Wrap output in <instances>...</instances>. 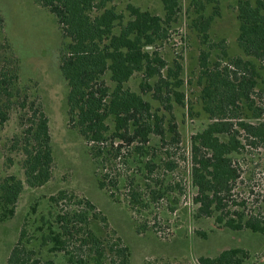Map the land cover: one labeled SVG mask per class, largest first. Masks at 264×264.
Returning a JSON list of instances; mask_svg holds the SVG:
<instances>
[{"label":"rangeland","instance_id":"obj_1","mask_svg":"<svg viewBox=\"0 0 264 264\" xmlns=\"http://www.w3.org/2000/svg\"><path fill=\"white\" fill-rule=\"evenodd\" d=\"M129 4L165 17L160 0H114L109 6L123 13L126 23L132 18ZM238 4L239 0H181V9L169 26L168 38L159 44L158 50L170 65L178 60L184 66L181 74L184 103L173 99L172 110H167L153 97V92L142 90L144 73L136 72L126 87L143 92L153 110L164 115L166 139L162 142L161 136L153 133L144 155L131 154L132 146H129L124 149H129V157L123 163L109 157L103 168L100 159L93 156L92 144L69 121L66 113L68 86L60 65L61 48L69 38L63 37L57 16L44 7L41 0H0V66L10 60L9 65L18 74L14 86L16 99L20 102L27 96L29 102L34 101L46 111L54 141L52 178L43 186L30 187L25 181L22 151L28 125L22 116L29 110L15 103L9 119L4 123L0 121V181L8 175H16L25 182L15 215L0 219V264H8L9 255L23 232L27 248L35 251L29 264L37 258L44 264L48 260L55 264H109L113 254L99 259L88 248L74 251L71 262V254L53 250L55 243L44 239L53 231L61 230L56 221L59 213L83 210L85 199L90 200L96 210L87 209L90 223L79 225L82 230L73 231L70 243L78 244L77 239L85 236L89 227L110 242L121 238L130 251L129 264H200L199 257H215L233 247L248 251L242 264H264V233L247 228L233 230L217 221L218 212L211 217H197L198 205L194 201L198 191L192 181V137L212 122L204 108L203 86L199 82L202 49L214 45L209 58L211 67L216 61L229 62L222 57L223 50L230 57L243 56L257 64L260 77L254 98L263 114L255 118V110L243 104L241 116L253 124L264 122V68L238 44ZM211 14L214 20L208 30V44L194 26V20ZM103 78L111 89L115 87L110 71ZM155 80L151 79L150 83ZM108 123L111 134L112 117ZM172 124L176 125L177 133L170 131ZM235 128L240 130L238 138L244 147L231 155L240 168L241 177L233 195L237 205L233 206L232 201L230 204L232 209L251 214L258 209L264 195V145L250 143L252 138L238 126ZM173 137L179 141H173ZM221 138L228 140L229 136L223 134ZM150 161L156 163V167L147 178L146 164ZM168 161L175 165L173 169L166 166ZM106 172L110 173L109 186L101 189L98 180ZM116 178L119 183L111 185V180ZM160 189L163 197L152 200V190ZM62 190L66 192L64 199L58 202L51 199ZM133 191L140 193L149 205L133 204L129 196Z\"/></svg>","mask_w":264,"mask_h":264},{"label":"trees","instance_id":"obj_2","mask_svg":"<svg viewBox=\"0 0 264 264\" xmlns=\"http://www.w3.org/2000/svg\"><path fill=\"white\" fill-rule=\"evenodd\" d=\"M114 0H41L44 7L57 16L63 37L69 38L61 48L62 62L60 71L67 82L66 95L67 116L80 134L92 144L93 156L100 159L106 167L108 158L122 162L129 157L124 151L129 146L131 154L144 155L150 142V135L166 139L164 115L153 110L151 102L142 93L126 87V83L136 72H143L145 82L142 90L153 92V97L167 110H172L173 99L184 103L185 94L181 91L184 80L181 76L184 66L178 60L170 65L160 54L159 44L169 35V26L176 19L181 0H160L165 10V17L129 4L131 19L124 23V14L114 6ZM238 19L240 33L238 44L247 56L256 58L264 68V0H239ZM214 14L200 15L194 20V26L202 34L204 41L210 44L209 28ZM1 21V18H0ZM119 29L118 31H116ZM202 49L200 53L202 99L205 110L212 122L201 132L192 137V181L197 188L194 197L198 205L197 217H211L218 212L217 221L233 230L250 229L264 233V195L258 209L248 214L245 210L232 209L237 205L233 200L236 182L241 177L238 165L232 154L239 152L244 145L238 136L245 131L250 143L264 145V122L253 124L243 120V104L254 109V117L260 118L263 109L256 106L254 93L258 85L259 71L252 59L243 56L230 57L223 50L222 57L228 63L216 61L209 66L211 49ZM10 60L0 66V121L9 119V113L15 103L22 109L29 110L22 119L28 123L22 144L25 155L23 168L25 181L30 187L45 185L52 178L54 162V141L50 130V118L46 111L28 97L18 102L14 86L18 74L9 65ZM107 71L115 87L107 84L103 78ZM155 78L153 84L150 80ZM28 117V118H27ZM113 118L114 128L108 123ZM236 120V122H235ZM172 132L177 133L176 125H171ZM227 134L228 140L221 135ZM110 139V144L108 143ZM173 141H179L173 137ZM19 144H16L17 146ZM110 145V146H109ZM124 151V152H123ZM107 153L109 156H106ZM109 158V159H110ZM170 169L174 164L166 162ZM148 177L153 174L156 163L147 162ZM109 172L98 180L101 189L109 186ZM119 179L111 180L117 185ZM25 182L16 175H8L0 181V219L6 220L16 213L17 203L24 190ZM164 192L152 190V200L163 197ZM66 192L60 191L54 201L64 199ZM131 202L135 205L148 206L138 192H131ZM233 202L232 205L230 202ZM83 210L59 213L57 223L60 231H53L44 237L45 241L55 243L53 250L71 254L76 250L88 248L99 259L113 254L109 264H129L130 251L122 244L121 238L116 242L108 241L89 227L85 236L70 243L73 231L80 233L79 225L88 226L90 218L87 209L96 210L88 199L82 201ZM83 205V204H82ZM24 232L13 247L8 264H29L34 250H29L23 241ZM72 251H71V250ZM248 257V251L241 247L223 250L215 257L201 256L200 264H242ZM30 264H44L40 258ZM46 264H55L48 260Z\"/></svg>","mask_w":264,"mask_h":264}]
</instances>
